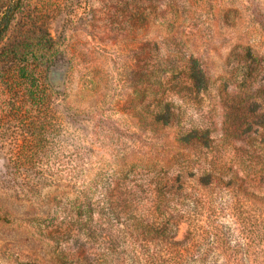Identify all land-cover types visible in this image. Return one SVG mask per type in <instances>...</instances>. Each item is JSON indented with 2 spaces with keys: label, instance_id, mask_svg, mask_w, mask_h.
Instances as JSON below:
<instances>
[{
  "label": "rangeland",
  "instance_id": "1",
  "mask_svg": "<svg viewBox=\"0 0 264 264\" xmlns=\"http://www.w3.org/2000/svg\"><path fill=\"white\" fill-rule=\"evenodd\" d=\"M22 3L0 49L57 55L46 119L0 80V264H264V0Z\"/></svg>",
  "mask_w": 264,
  "mask_h": 264
},
{
  "label": "trees",
  "instance_id": "2",
  "mask_svg": "<svg viewBox=\"0 0 264 264\" xmlns=\"http://www.w3.org/2000/svg\"><path fill=\"white\" fill-rule=\"evenodd\" d=\"M23 0H0V41H2L9 31L12 22L14 21L17 11L21 8ZM54 42L50 35L45 34L35 39L24 38V43H20L14 49H0V70L4 64L10 63L11 69L6 70V75L0 74V80L5 86L6 83H15L12 86L16 88L23 85L17 91L20 97L24 96V107L27 111L38 112L37 118L46 119L49 115L47 102L51 94V87L46 77V70L50 67V63L56 59L57 51L54 50ZM12 59V60H10ZM13 88V87H12ZM15 92V91H14ZM16 97V94H15ZM5 106L8 104L4 100ZM14 105V104H13ZM11 107V105L9 104ZM173 115L169 113V116ZM45 116V117H43ZM163 120L158 118V121ZM28 123L26 126L29 132L30 147L37 143L38 128L43 124ZM45 128V125H44ZM197 135H184L182 141L189 143ZM27 145L24 144V147ZM28 147V146H27ZM26 149V148H25ZM27 151V150H26ZM24 151V154H26ZM26 156V155H24ZM23 160V159H22ZM24 161V160H23ZM91 203L89 207L91 208ZM156 264H163L162 261H156ZM173 264H175L173 262Z\"/></svg>",
  "mask_w": 264,
  "mask_h": 264
}]
</instances>
